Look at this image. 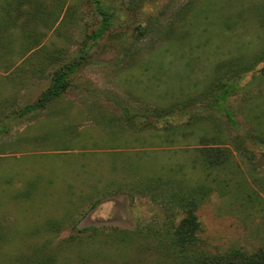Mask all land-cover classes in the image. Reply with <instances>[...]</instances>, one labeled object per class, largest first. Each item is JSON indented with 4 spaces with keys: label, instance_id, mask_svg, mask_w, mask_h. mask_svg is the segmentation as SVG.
<instances>
[{
    "label": "rangeland",
    "instance_id": "rangeland-1",
    "mask_svg": "<svg viewBox=\"0 0 264 264\" xmlns=\"http://www.w3.org/2000/svg\"><path fill=\"white\" fill-rule=\"evenodd\" d=\"M19 1L0 0V264H187L158 175L203 187L196 250L263 248L264 58L216 98L264 55V0H107L98 39L93 0ZM71 63L60 98L17 115Z\"/></svg>",
    "mask_w": 264,
    "mask_h": 264
},
{
    "label": "trees",
    "instance_id": "trees-1",
    "mask_svg": "<svg viewBox=\"0 0 264 264\" xmlns=\"http://www.w3.org/2000/svg\"><path fill=\"white\" fill-rule=\"evenodd\" d=\"M107 0H93L96 5L97 12L101 15L100 24L97 29L94 31L92 37L93 39L101 38L107 33L113 26V21L115 18V7L112 4L105 2ZM22 0L19 1L22 4ZM3 21L0 20V27L2 26ZM2 36V34H0ZM0 57H4L2 51L0 50ZM5 58V57H4ZM263 57H254V59L248 61L245 67H240L234 69L233 71V80L232 81H221L218 84V96L217 99L225 100L230 93L236 89L237 81H235V76L239 77L243 72L249 71L253 68L255 64L259 61H262ZM46 60H50V57L46 56ZM52 60V58H51ZM76 63H71L61 68H58L54 72L52 84L45 89L39 97L32 103L26 104L20 107L16 112L19 116H27L36 112H39L43 109H46L51 103L60 98L70 86L69 77L76 69ZM42 71L38 68L39 75H45V66L41 68ZM262 73L264 74V66L261 68ZM215 100V101H216ZM2 111H0L1 113ZM228 115L232 120V112L228 111ZM132 121V120H131ZM130 121V122H131ZM162 129L164 131H171L173 127L165 125ZM5 130L3 126L0 127V133H3ZM203 157L205 161V166L207 170L212 167H218L225 163L228 158L229 150L216 147L214 151L209 149H203ZM166 175H168L166 173ZM165 175V176H166ZM176 173L174 174V176ZM162 175L157 177H151L152 181H148L146 186L148 188L155 186L165 187L171 184L173 187L178 188L175 190L171 196L170 200L176 202L182 201V207L184 208V217L180 220L179 224L176 225L173 231L172 243L177 248L179 253V258L182 263L187 262V264H264V247L259 248L254 251H246L244 249L235 247L224 252L212 253L205 250H196L195 247V237L197 232L200 229V222L195 213L197 207L202 203L201 189L203 187H197L199 189H188L190 190L187 194H183L182 183L178 181H168ZM151 192H156L152 190ZM29 193V192H27ZM52 258H48L46 262L51 263Z\"/></svg>",
    "mask_w": 264,
    "mask_h": 264
}]
</instances>
